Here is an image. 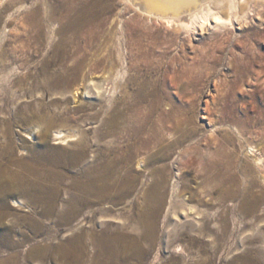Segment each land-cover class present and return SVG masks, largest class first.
I'll return each instance as SVG.
<instances>
[{
    "label": "rangeland",
    "instance_id": "rangeland-1",
    "mask_svg": "<svg viewBox=\"0 0 264 264\" xmlns=\"http://www.w3.org/2000/svg\"><path fill=\"white\" fill-rule=\"evenodd\" d=\"M96 1L102 36L93 41L89 37L73 40L72 31H62V22L50 26L47 16L58 0H0V60L10 64L9 72L0 74V137L9 131L15 155L22 158L41 145L61 146L54 144L55 131L64 129L86 138L97 154L100 147H112L123 139H118L119 133L101 138L108 127L95 117L105 119L119 112L130 115L127 105L134 102L132 96L141 87L147 97L140 107L146 111L154 103L164 139H183L185 132L189 137L158 158H153L152 152L159 147L145 150V168L131 185L124 184L125 175L113 173L108 200L96 202L94 223L81 226L60 220L67 194L62 195L55 217L41 225L18 220L16 217L26 211L13 205L18 213L0 223V234L8 236L6 242H0V264H69L60 245L84 229L100 232L111 225L144 239L149 252L143 264H168L174 258L187 257L174 247L165 249L173 231L207 240L206 248L190 244L196 251L193 263L207 258L212 264H264V197L255 207V196L264 188V168L256 161L264 152V8L253 6L250 23L236 22L235 34L227 38L212 23L194 35L178 33L161 22L140 19L123 0ZM120 20L129 31L126 34L124 30L127 38ZM36 21L43 24L41 36L34 29ZM137 28L148 31L153 39L145 37L138 46ZM22 40L27 43V55L19 50ZM60 43L62 52L54 56ZM79 47L86 48L81 54L95 67L91 74L84 72L94 78L85 90L83 81L74 83L73 75L63 73L64 64L70 62L64 53L72 55ZM47 60L53 62L45 75ZM106 75L109 79L104 84ZM92 83L107 86L108 91L102 89V95L96 96ZM189 146H196L195 150L187 152ZM62 147L78 148L76 142ZM230 155L235 158L239 179L235 210L228 201L218 200V190L209 188L212 184L203 171L212 159L229 160ZM126 165L119 162L121 167ZM130 166L136 169L137 162ZM61 170L67 175L65 184H71L76 169ZM186 186L190 190L184 191ZM193 194L196 199H191ZM170 202L174 206L169 209ZM207 225L220 239L215 241L217 237ZM214 246H219V253ZM35 247L38 252H32Z\"/></svg>",
    "mask_w": 264,
    "mask_h": 264
},
{
    "label": "bare ground",
    "instance_id": "bare-ground-1",
    "mask_svg": "<svg viewBox=\"0 0 264 264\" xmlns=\"http://www.w3.org/2000/svg\"><path fill=\"white\" fill-rule=\"evenodd\" d=\"M94 1L95 2H85L83 0H58L57 5L51 9V12L47 16L50 26L53 28V25L59 21L62 22V31L67 30L73 32L71 37L73 40H86L91 38L93 41H97L102 36V24L99 20L100 17L98 10L95 9L97 1ZM123 1L130 3L134 10L139 14L138 17L144 21H158L165 24V26L174 29L178 33L185 32L189 35H194L199 28L204 29L212 23L214 28L220 30L221 35H226L227 38H231V36L235 34L236 22L241 24L250 23V15L251 11L253 12V6L264 8V0ZM109 6L110 5H108V8ZM260 13L257 14L260 15ZM135 18L136 17L133 18L134 21H136ZM115 20L112 22L114 23ZM123 22L124 20H120L119 23L122 27V34L125 35V32L128 34L129 31L125 30ZM33 26L34 29L38 31L39 36H41L40 33H42L43 24L40 21H36ZM222 32H224V34H222ZM87 33H90V35L87 36ZM135 37L137 38L138 46L139 43H142L141 41L145 37L152 38L148 31L139 28L136 29ZM134 42L136 41L134 40ZM20 44L19 50L27 55V43L22 40ZM62 49V43H60L56 47L53 55L59 56V52H62ZM84 49L86 48L79 47L72 55L70 53H64L67 58H70V62H68L69 64H64L63 71V73L65 72L74 76L72 82L80 83V81H83V90H85V87H87L86 89H89L91 82H94V78L91 77V75L87 76L84 72L87 70L91 74V71L95 68L86 62L87 55L81 54ZM52 62V60L44 62L43 72L45 75ZM9 66V63L0 60V74L3 72L8 73ZM57 74H60V72ZM60 76L62 77V80L65 79L64 75ZM108 79L109 76H104V84H107L106 81ZM78 88L80 87H77V89ZM94 88L97 90L94 92L96 93V96L102 95V89L108 91L107 86L99 87L95 84ZM114 89H117V78L114 81ZM143 93L141 87L139 92L133 94L132 97L134 102L132 101L127 105L128 110L131 111L130 115L127 112H119L114 113L115 115L106 118L104 117L105 119L99 118L98 116L95 117L98 122H103L104 125L108 127L106 132L100 134L101 138H106L107 136H113L119 133L118 139H123H117L118 141L113 144L112 147H100L97 154L93 153L95 151L91 149L86 138L78 135L75 131H72V133L71 131H66L64 129H57L54 138L57 141L54 142V144L65 145L76 142L78 148L75 150H67L62 147V145L55 147L41 145V148L29 150V156L20 158L15 155L17 149L11 138V133L5 130L6 133L0 137V223H3L10 215H16L18 213L13 209L12 206L14 205L17 208L25 209L24 211H26V213H20L18 217H16L18 220H25L33 225H41L44 221L51 220L55 217V212L58 210L59 205L62 204L61 197L63 194L68 195V200L63 204L66 209L60 213L61 215H59L62 222H70L71 224V222L76 221V224L81 226L86 222L94 223L97 212L95 207L97 204L96 202L108 200L107 195L112 187L109 179L113 173L125 175L126 178L124 184L131 185L135 182L139 173L145 168L144 160L142 159V154L145 150L150 152L159 147L157 151L154 150V152H152V157L158 158L159 156L164 155L172 145H183L185 140L188 139L190 133L185 132L183 139H177L175 141H167L164 139L163 135L160 134L159 121L155 117L156 109L154 103L150 104L146 111L140 107L144 98L147 97ZM108 146L111 145L109 144ZM195 147L196 146H189L186 151L189 152L195 150ZM191 160L192 158L186 162H190ZM256 161L257 166L259 165L261 168H264L263 151H261L259 156L256 157ZM119 162H126L127 165L121 167L119 166ZM132 162H137L136 169L130 166V163ZM14 167H16V169H14ZM61 167L76 169V173L70 176L72 177L71 184H65V178L67 175L61 170ZM235 168L236 164L233 155H230L229 160H225V158L212 159L203 168L206 180L212 184L209 188L218 190V200L221 203L228 201L234 210L235 208H238L237 198L239 197V179ZM262 172L264 174V170ZM187 190H190L189 186L184 188V191ZM263 194L264 188H262L260 194L255 196V207H258L259 201L264 197ZM190 197L191 199H196L194 194ZM171 206H174L173 202H170L169 209ZM189 209L190 211L194 210L193 207H190ZM152 227L154 230L155 226ZM192 227H195V225ZM208 231H211V228L208 229ZM126 232L127 231L123 228L119 229L113 225L100 232H96L93 229L79 231L74 238L72 237V239L60 245L63 252V258H65L69 264H143L149 252V249L146 248V244L143 242L144 239L135 235H130ZM212 233L216 235L217 238L215 241H217L219 238V235L217 234L218 232L211 231V234ZM187 234V232L173 231L171 239L168 242L166 241L165 249L174 247L173 249L176 252H179V254L182 253L191 258H174L170 261L171 263L168 264H212L211 261L206 260L207 258L205 260L200 258L202 261L199 260L200 262L197 263H195V261L194 263L192 262V259H194V256L196 255V251L192 250L190 244H197L202 248H206L208 243L206 242L207 240L205 241L204 239L189 237ZM148 236L151 235L148 234ZM7 237V235L5 236L1 233L0 242H6L8 239ZM151 240L154 241V239ZM12 244L13 243L9 241V245ZM219 246L218 248L214 246L216 253L219 251ZM38 250L39 247H35L32 252H38ZM11 258L15 259V256ZM7 260L2 262L5 263Z\"/></svg>",
    "mask_w": 264,
    "mask_h": 264
}]
</instances>
